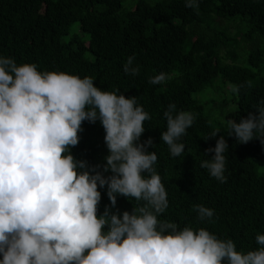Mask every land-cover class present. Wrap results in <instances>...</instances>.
I'll use <instances>...</instances> for the list:
<instances>
[{
	"label": "clouds",
	"instance_id": "obj_1",
	"mask_svg": "<svg viewBox=\"0 0 264 264\" xmlns=\"http://www.w3.org/2000/svg\"><path fill=\"white\" fill-rule=\"evenodd\" d=\"M197 7V0H185ZM134 56L123 65L136 75ZM161 72L149 83L167 79ZM243 85H229L231 93ZM246 117L222 121L227 137L239 144L258 139L264 146V98ZM166 130L160 140L171 156L185 148L180 138L193 124L191 111L169 103L163 112ZM151 119L135 96L107 91L63 71H39L35 63L17 64L0 55V264H264V234L258 248L237 251L232 239H220L206 228H180L158 220L168 207L167 192L155 170L153 138L141 141L144 121ZM99 121L107 154L91 164L72 148L80 142L82 124ZM213 128L209 138H216ZM224 135L201 161L211 177L223 183ZM104 190L109 204L98 214ZM143 202L120 211L118 197ZM199 221H211L214 210L195 205Z\"/></svg>",
	"mask_w": 264,
	"mask_h": 264
},
{
	"label": "trees",
	"instance_id": "obj_2",
	"mask_svg": "<svg viewBox=\"0 0 264 264\" xmlns=\"http://www.w3.org/2000/svg\"><path fill=\"white\" fill-rule=\"evenodd\" d=\"M232 27H239L249 49L238 52ZM0 55L18 65L35 63L39 71L91 77L102 90L135 96L151 117L144 121L141 141L153 138L149 151L157 155L154 167L167 192L168 207L158 220L206 228L220 239H232L237 251L258 248L255 237L264 234V146L258 139L239 144L227 137L221 120L239 122L264 98V0H197L195 8L185 7V0H138L130 8H124V0H0ZM129 56H134L136 75L123 71ZM161 72L168 77L163 83L148 82ZM217 79L226 88L243 85L232 93L237 108L220 119L195 97ZM169 103L195 116L180 138L184 151L176 157L160 140ZM82 127L73 155L102 162L107 154L103 128L99 121H85ZM213 128L220 133L206 140ZM220 135L229 145L223 183L200 167L211 159L213 153L205 150ZM142 203L121 196L116 208L131 212ZM106 204L101 190L98 214ZM195 205L213 209L211 221H199Z\"/></svg>",
	"mask_w": 264,
	"mask_h": 264
},
{
	"label": "rangeland",
	"instance_id": "obj_3",
	"mask_svg": "<svg viewBox=\"0 0 264 264\" xmlns=\"http://www.w3.org/2000/svg\"><path fill=\"white\" fill-rule=\"evenodd\" d=\"M137 1L138 0H124V8H130L134 6ZM147 1L155 2L157 0ZM231 33L239 42L240 48L238 49V52L244 49H249L251 47V43L244 41L242 39V36L239 35V27H232ZM82 34L84 35V33H81V35ZM227 88H229V85L227 86ZM227 88L224 85L220 84V79H217L214 86L196 93L195 97L198 99L200 105H202L210 113L211 116L219 118L221 117V115H226L230 110L232 111L237 108V106L232 103L234 95ZM224 120H226V118H223L221 120V123Z\"/></svg>",
	"mask_w": 264,
	"mask_h": 264
}]
</instances>
